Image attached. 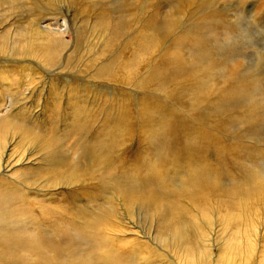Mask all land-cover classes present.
Wrapping results in <instances>:
<instances>
[{
  "label": "rangeland",
  "instance_id": "obj_1",
  "mask_svg": "<svg viewBox=\"0 0 264 264\" xmlns=\"http://www.w3.org/2000/svg\"><path fill=\"white\" fill-rule=\"evenodd\" d=\"M0 27L9 69L47 60L16 52L58 31L42 66L79 98L28 127L31 189L0 178V264H264V238L223 250L215 212L248 200L264 231V0H0ZM0 82L2 118L21 101ZM54 169L77 178L41 186ZM129 220L137 235L108 229Z\"/></svg>",
  "mask_w": 264,
  "mask_h": 264
},
{
  "label": "bare ground",
  "instance_id": "obj_2",
  "mask_svg": "<svg viewBox=\"0 0 264 264\" xmlns=\"http://www.w3.org/2000/svg\"><path fill=\"white\" fill-rule=\"evenodd\" d=\"M57 35H60V33L58 31H52V29H47L46 35L41 31L40 35L29 41V46L27 47L28 49L20 47L16 53L23 55L29 50L34 55L37 53L45 54L46 59L49 60L48 62L50 64L55 61L53 60L55 59L53 57L55 56L54 53L56 47L54 46L55 43L53 39ZM9 39V37L8 40H6V38H0L1 53L5 47H8L10 42ZM1 56L0 79L8 82L5 86L7 88L6 90H8V93L11 92L10 96L12 94L14 97H16L17 102L21 101V103H19L16 108L12 107V109L4 112L2 114V118H0V178H6L20 186H26L27 189H31V185H34L35 183L33 175L35 170L39 168L41 161L36 160L39 157L36 155V150L38 151L40 148L43 149L44 144V142L38 141L39 143L37 144V147L35 145V149L32 147L28 152L25 151L26 148H30L32 142L35 140V137L31 131L32 129H35L33 128L32 124H41L43 121L44 126L49 125V120L53 119H50V117H53V110L58 108L57 105L62 100L68 101L72 99V103L69 104L68 109L70 110L69 114L74 115L76 109L75 104L79 103V98L73 94V89L71 88L64 90V93L62 94L64 87L63 81L58 82V80L53 77L55 74H53V72L50 73L45 71L47 69L46 66H42L47 60L41 59L42 62L39 64L36 62V60H19L17 61L20 63V65H18L19 67L10 65V68L12 69H9V64L7 62H14V60L7 59L6 56V58ZM33 64L39 70L36 67L33 68ZM67 80L68 79L66 78L64 79L65 82ZM13 82L19 84V87H21L22 84H26V87H22V90L19 89L21 92L18 90L16 91V89L14 90L12 87L16 85L13 84ZM19 87H17V89ZM72 95L76 98L71 97ZM1 97L2 96L0 95V102L2 103L3 100ZM27 97H32V100L30 99V101L27 102L24 101L26 99L29 100ZM26 118H28V120H26ZM28 127H30L31 130ZM15 135H17V140L13 141V138H15L13 136ZM45 156L51 157L50 155L46 154ZM64 172H59L54 169V171L51 172L47 178L43 179L42 182L44 184L41 182L43 184L41 186H55L64 177H68L70 180H73V178L75 180L77 178V176L73 173ZM33 189L37 190L38 188ZM256 199L257 198L254 200ZM254 200L252 203H256ZM196 208V213L198 215L196 231L201 239H206L210 229H212V223L209 216L210 208L206 207L205 205H197ZM215 212L218 216L216 221L219 223L220 228L217 229V233L222 238L221 243H223V250L227 247H230L229 255L231 257H252L254 255V248L257 244H259V238H264V231L258 233V226H254L255 222L251 221L253 213L249 208V201L242 199L234 209H216ZM128 223L133 225L132 221L129 220L127 222H119L118 226L109 225L108 229L114 233H130L131 235H137L135 232L127 231L130 228V226L127 225ZM175 232L177 234V238H175V240L178 241L176 247L180 248L182 245V240L188 234V229L182 223H178L175 226ZM263 245L264 243L259 244L258 249H262ZM180 263L181 260L179 264Z\"/></svg>",
  "mask_w": 264,
  "mask_h": 264
}]
</instances>
